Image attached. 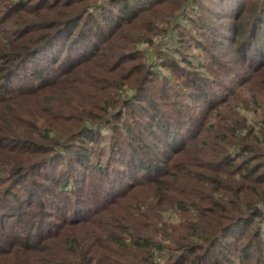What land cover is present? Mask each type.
Returning <instances> with one entry per match:
<instances>
[{
    "label": "trees",
    "instance_id": "1",
    "mask_svg": "<svg viewBox=\"0 0 264 264\" xmlns=\"http://www.w3.org/2000/svg\"><path fill=\"white\" fill-rule=\"evenodd\" d=\"M0 264H264V0H0Z\"/></svg>",
    "mask_w": 264,
    "mask_h": 264
},
{
    "label": "rangeland",
    "instance_id": "2",
    "mask_svg": "<svg viewBox=\"0 0 264 264\" xmlns=\"http://www.w3.org/2000/svg\"><path fill=\"white\" fill-rule=\"evenodd\" d=\"M193 3V2H192ZM191 4V3H190ZM194 4V3H193ZM188 7V6H187ZM142 46H147L146 43L142 44ZM152 48V47H151ZM188 54H191L193 52V54L195 55L196 53H198V49L197 48H191L190 50L187 51ZM187 54V53H186ZM187 54V55H188ZM148 57L150 58H153L154 55H151V52L149 55H147ZM194 57V61L197 60V57L195 56H191L190 58L193 59ZM154 59L158 60L160 59L159 57H155ZM156 60H153L152 62V65L153 66H157L159 71L160 72H163L165 75H170V72L168 69H166L165 67L161 66L160 62L159 61H156ZM191 68V66H189ZM184 73V72H183ZM186 75V74H185ZM188 75V74H187ZM172 77V75H171ZM183 83V79L182 78H179V79H176L175 77H172L171 80H168V85H171V84H174L176 85V83ZM180 90V89H179ZM190 90L189 89H182V91H178L176 90L175 93H171L172 95H180L181 97H185L186 94L189 92ZM198 106H199V110H201V107L203 106V104L201 102L198 103ZM201 106V107H200ZM234 107L239 110L241 113H243L245 115V117L247 118V122H250V123H253L254 124V130H257L259 128V125H260V120H261V116H262V108L260 107H257L255 109H252L251 106L249 107H245V106H241L240 104H237V105H234ZM102 143L104 144L105 141L103 140ZM112 174V173H111ZM118 176H124V175H119ZM96 180L93 179V183L96 184ZM113 188L115 189L116 187L113 186ZM88 194H90V191L88 192ZM104 196H107L109 197V195H105V191H103V195H99V196H95V195H90V200H95L93 204H100V202L98 201V199L100 201H103L104 200ZM167 220L169 221H177L178 218L176 217V215L173 213V214H169L167 215Z\"/></svg>",
    "mask_w": 264,
    "mask_h": 264
}]
</instances>
